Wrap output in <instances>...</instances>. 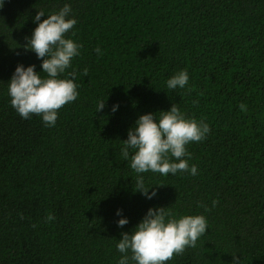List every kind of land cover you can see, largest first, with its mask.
<instances>
[{
	"label": "trees",
	"instance_id": "16d2710c",
	"mask_svg": "<svg viewBox=\"0 0 264 264\" xmlns=\"http://www.w3.org/2000/svg\"><path fill=\"white\" fill-rule=\"evenodd\" d=\"M65 4L77 21L66 37L82 45L66 70L76 71L79 95L46 127L20 117L7 82L18 64L42 71L25 37L37 11L43 20ZM180 70L188 85L168 89ZM172 104L210 132L186 146L197 175L139 174L157 186L147 199L133 191L138 174L122 141L140 115L158 118ZM156 207L207 221L197 246L167 264H233V255L264 264V0H4L0 264H118L120 234Z\"/></svg>",
	"mask_w": 264,
	"mask_h": 264
},
{
	"label": "clouds",
	"instance_id": "9594fccd",
	"mask_svg": "<svg viewBox=\"0 0 264 264\" xmlns=\"http://www.w3.org/2000/svg\"><path fill=\"white\" fill-rule=\"evenodd\" d=\"M4 0H0V8ZM71 7L65 4L58 11L45 16L43 10L33 17L36 27L31 37H25L22 46L32 51L42 61L41 72L35 71V65L24 67L18 64L8 83V95L11 106L23 119L32 115L42 118L46 127L55 126L58 111L66 104L74 102L79 93L75 83L76 71L67 72L72 67L74 57L80 55L82 45L66 37L77 21L70 18ZM102 55L101 49H94ZM40 73H44L41 76ZM88 75L85 68L82 73ZM189 76L186 70H180L167 80L168 89L185 88ZM198 103V101L193 102ZM105 107V100L97 104L96 112ZM113 105L112 111H116ZM210 132L209 125L201 119L187 118L176 104L167 111H159V117L148 113L138 117L134 126L127 131V139L122 141L121 156L130 162L129 166L138 175L134 192L138 191L147 199L156 195V187L145 185L142 173L153 172L162 176L187 172L193 176L198 170L189 165L190 153L186 146L201 142ZM149 189H152L149 192ZM216 201H213L215 206ZM206 211L210 209L205 208ZM120 215V210L116 213ZM51 214L46 222L54 220ZM128 223L127 218L117 221L118 227ZM35 227V225H33ZM207 221L203 215H184L177 218L166 207L149 208L140 222L131 232H122L116 244L122 254L118 264H167L174 256L181 255L186 248L197 246V240L205 234ZM233 264L239 260L233 255Z\"/></svg>",
	"mask_w": 264,
	"mask_h": 264
}]
</instances>
